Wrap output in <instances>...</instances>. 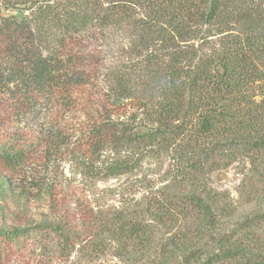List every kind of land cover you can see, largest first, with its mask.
<instances>
[{
	"label": "trees",
	"instance_id": "trees-1",
	"mask_svg": "<svg viewBox=\"0 0 264 264\" xmlns=\"http://www.w3.org/2000/svg\"><path fill=\"white\" fill-rule=\"evenodd\" d=\"M235 1L0 0V89L23 114L42 111L45 118L38 143L14 136L0 171L20 174L24 151L104 150L95 174L123 175L156 144L186 137L195 122L202 135L252 140V148L264 150V36L254 31L264 27V1ZM15 8L30 12L3 15ZM220 34L234 35L213 41ZM127 38L130 53H115L112 47ZM179 173L178 167L173 176ZM154 195L145 210L122 208L88 221L77 243L96 248L110 237L127 264H264V238L254 230L264 214L223 234L215 250L203 243L219 221L201 195L181 202ZM190 208L196 228L174 230ZM142 211L169 226L166 239L157 241ZM47 231L0 227V260Z\"/></svg>",
	"mask_w": 264,
	"mask_h": 264
},
{
	"label": "rangeland",
	"instance_id": "rangeland-1",
	"mask_svg": "<svg viewBox=\"0 0 264 264\" xmlns=\"http://www.w3.org/2000/svg\"><path fill=\"white\" fill-rule=\"evenodd\" d=\"M233 4L242 7L248 3L236 0ZM29 12L4 9L3 15L20 18ZM254 31L264 36V27ZM233 35L211 38L219 41ZM107 41L110 44L111 40ZM130 43L127 38L111 47L115 53L126 48L127 54ZM256 97L261 100V96ZM10 99L7 90L0 89V156L9 152L5 150L14 136L24 140L27 135L35 143L43 138V112L40 117L27 111L23 114ZM75 114L70 117L76 120ZM46 120H51L50 115ZM60 122L66 123L65 118ZM198 128L195 122L186 137L156 144L134 171L110 177L96 175L93 170L97 160L99 163L107 155L104 150L24 151L26 165L20 174L7 176L0 171V227L47 225L50 231L36 232L0 264H127L116 256L117 243L110 237L104 236L103 244L96 248H82L77 239L84 238L88 221L110 218L114 210L122 208L145 210L154 194L180 202L193 194L201 195L219 221L203 245L217 249L215 240L223 234L235 232L246 220L264 214V150L252 148V140L226 141L218 135H202ZM243 129L241 133L246 135ZM217 140L218 147L212 150ZM178 167L179 175L173 176ZM142 215L155 227L157 241L166 239L169 226H161L144 211ZM198 223L197 211L191 209L190 216L178 217L174 230L191 232ZM254 230L264 238V221Z\"/></svg>",
	"mask_w": 264,
	"mask_h": 264
}]
</instances>
